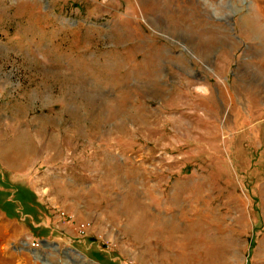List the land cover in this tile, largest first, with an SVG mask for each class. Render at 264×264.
Listing matches in <instances>:
<instances>
[{"label":"rangeland","instance_id":"1","mask_svg":"<svg viewBox=\"0 0 264 264\" xmlns=\"http://www.w3.org/2000/svg\"><path fill=\"white\" fill-rule=\"evenodd\" d=\"M262 184L264 0H0V264H264Z\"/></svg>","mask_w":264,"mask_h":264},{"label":"crops","instance_id":"2","mask_svg":"<svg viewBox=\"0 0 264 264\" xmlns=\"http://www.w3.org/2000/svg\"><path fill=\"white\" fill-rule=\"evenodd\" d=\"M231 188H234L233 186H231ZM258 188L260 189V190H262V191H260V195H261V199L263 200V209L261 210V214H262V220H264V184H262L261 186H258ZM260 220V219H259ZM262 237H264V234H263V236ZM263 240H264V238H263ZM263 244H264V242H263ZM261 251V250H260ZM264 250H262V252H263Z\"/></svg>","mask_w":264,"mask_h":264},{"label":"built area","instance_id":"3","mask_svg":"<svg viewBox=\"0 0 264 264\" xmlns=\"http://www.w3.org/2000/svg\"><path fill=\"white\" fill-rule=\"evenodd\" d=\"M86 229H87L86 224H82V225L80 226V233L84 234L85 231H86ZM37 244H39V243H37V242H32V245H33V246H37Z\"/></svg>","mask_w":264,"mask_h":264},{"label":"water","instance_id":"4","mask_svg":"<svg viewBox=\"0 0 264 264\" xmlns=\"http://www.w3.org/2000/svg\"><path fill=\"white\" fill-rule=\"evenodd\" d=\"M42 242H44V240H42Z\"/></svg>","mask_w":264,"mask_h":264},{"label":"bare ground","instance_id":"5","mask_svg":"<svg viewBox=\"0 0 264 264\" xmlns=\"http://www.w3.org/2000/svg\"><path fill=\"white\" fill-rule=\"evenodd\" d=\"M210 253V252H209Z\"/></svg>","mask_w":264,"mask_h":264}]
</instances>
